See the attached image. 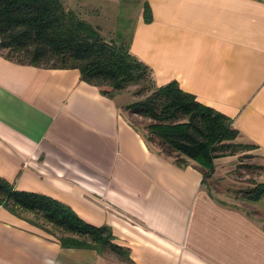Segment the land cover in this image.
I'll return each mask as SVG.
<instances>
[{"label":"crops","instance_id":"obj_1","mask_svg":"<svg viewBox=\"0 0 264 264\" xmlns=\"http://www.w3.org/2000/svg\"><path fill=\"white\" fill-rule=\"evenodd\" d=\"M138 7L129 40L121 35L129 51L158 86L177 82L226 116L264 161V0ZM119 96H106L77 69L0 51V177L108 227L127 252L62 247L0 206V264H264V224L215 199L196 163L155 150Z\"/></svg>","mask_w":264,"mask_h":264},{"label":"trees","instance_id":"obj_2","mask_svg":"<svg viewBox=\"0 0 264 264\" xmlns=\"http://www.w3.org/2000/svg\"><path fill=\"white\" fill-rule=\"evenodd\" d=\"M144 17L150 21L148 8ZM120 40L107 41L97 27L61 0H0L1 52L7 51L8 57L23 63L77 69L83 80L100 87L109 97L139 87L134 97L145 99L127 109L152 122L144 138L169 157L173 153L183 157V161L176 159L177 164L195 162L206 181V173L215 171V160L242 151L238 132L226 116L198 102L177 82L158 86L152 69ZM250 195V200H263L264 183ZM0 206L14 214L18 208L35 213L62 230L64 235L56 237L62 247L109 249L127 256L114 243L108 227L90 225L68 206L41 194L16 190L1 177Z\"/></svg>","mask_w":264,"mask_h":264},{"label":"rangeland","instance_id":"obj_3","mask_svg":"<svg viewBox=\"0 0 264 264\" xmlns=\"http://www.w3.org/2000/svg\"><path fill=\"white\" fill-rule=\"evenodd\" d=\"M68 9L75 11L88 22L97 27L107 41H121V35L129 40L131 26L129 21L133 20L135 11L143 0H61ZM7 54V51H3ZM139 87H130L128 90L120 93L118 100L126 102L122 109L127 119L144 135H148L147 126L152 122L142 116L133 115L127 109L129 104L144 97H134V93ZM242 151L235 155L220 157L215 162V171L208 174L205 181L206 189L211 195L222 202L235 205L246 213L252 215L264 224V199L262 201L250 200V193L260 184L264 183V164L262 156L258 154L255 148L241 141ZM150 145L158 151L162 148L156 144ZM162 152V151H161ZM171 159L183 161L184 158L173 153ZM188 163H195L191 160ZM18 214L23 218L33 222L45 233L57 238L64 235L62 230L55 228L47 223L37 214L17 209Z\"/></svg>","mask_w":264,"mask_h":264}]
</instances>
